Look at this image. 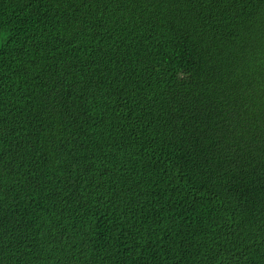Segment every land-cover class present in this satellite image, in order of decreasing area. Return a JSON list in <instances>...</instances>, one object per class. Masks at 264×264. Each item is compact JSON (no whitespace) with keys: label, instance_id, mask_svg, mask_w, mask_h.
Instances as JSON below:
<instances>
[{"label":"trees","instance_id":"16d2710c","mask_svg":"<svg viewBox=\"0 0 264 264\" xmlns=\"http://www.w3.org/2000/svg\"><path fill=\"white\" fill-rule=\"evenodd\" d=\"M0 264H264V0H0Z\"/></svg>","mask_w":264,"mask_h":264}]
</instances>
